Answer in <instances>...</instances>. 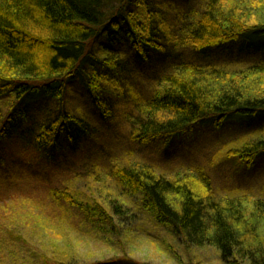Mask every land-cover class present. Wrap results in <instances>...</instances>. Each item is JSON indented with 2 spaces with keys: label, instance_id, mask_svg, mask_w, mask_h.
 I'll use <instances>...</instances> for the list:
<instances>
[{
  "label": "trees",
  "instance_id": "trees-1",
  "mask_svg": "<svg viewBox=\"0 0 264 264\" xmlns=\"http://www.w3.org/2000/svg\"><path fill=\"white\" fill-rule=\"evenodd\" d=\"M161 17L149 0H0V144L30 138L39 113L31 145L53 161L63 143L74 145L87 134L84 122L67 110L69 90L80 86L108 114L100 88L121 93V77L135 69L129 53L140 64L163 56L171 69L149 98L130 97L124 118L136 142L170 146L202 129L220 131L264 116V61L229 69L184 62L179 53L242 41L251 53L263 54L254 43L264 41V0H202L200 9L183 12L173 26ZM223 159L254 169L264 159V135L229 148ZM108 171L115 197L82 204L66 195L62 203L84 208L86 219L111 232L117 230L113 219L122 226L133 206L187 247H214L222 264H264V197L241 190L215 197L200 169L172 177L144 164ZM131 198L138 200L129 205Z\"/></svg>",
  "mask_w": 264,
  "mask_h": 264
},
{
  "label": "rangeland",
  "instance_id": "rangeland-1",
  "mask_svg": "<svg viewBox=\"0 0 264 264\" xmlns=\"http://www.w3.org/2000/svg\"><path fill=\"white\" fill-rule=\"evenodd\" d=\"M149 1L162 20L172 26L180 14L197 11L202 3ZM254 47L263 50L264 41L254 43ZM184 48L179 51L181 60L198 65L241 69L264 61V53H251L242 41L206 53ZM128 53L125 50L135 69L131 72L129 68L121 77V93L107 86L100 88V100L106 103L108 114L102 115L80 86L69 90L67 110L84 122L87 134L74 145L63 143L53 161L40 158L31 145L42 122L39 113L34 117L30 138L0 144V264H222L214 247H187L133 206H129L122 226L113 219L117 230L111 232L86 219L84 208L62 203L66 195L82 204L108 194L115 197L108 187V170L116 165H153L167 177L200 169L209 176L215 197L233 195L237 190L249 192L254 198L264 197V159L252 170L223 159L229 148L264 135V116L244 124H227L220 131L202 129L195 137L178 138L170 146L161 142L143 145L133 140L132 127L124 118L134 101L130 97L149 98L157 80L171 69L163 56L140 64ZM136 200L131 198L126 203Z\"/></svg>",
  "mask_w": 264,
  "mask_h": 264
},
{
  "label": "bare ground",
  "instance_id": "bare-ground-1",
  "mask_svg": "<svg viewBox=\"0 0 264 264\" xmlns=\"http://www.w3.org/2000/svg\"><path fill=\"white\" fill-rule=\"evenodd\" d=\"M132 71H134V69H133ZM259 161H260V160H259Z\"/></svg>",
  "mask_w": 264,
  "mask_h": 264
}]
</instances>
